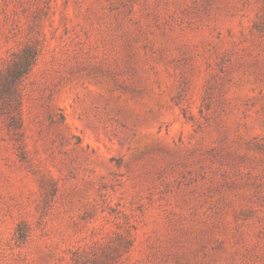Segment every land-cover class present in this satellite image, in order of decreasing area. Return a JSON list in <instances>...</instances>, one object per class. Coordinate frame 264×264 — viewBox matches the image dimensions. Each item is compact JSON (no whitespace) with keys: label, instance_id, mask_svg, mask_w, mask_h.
<instances>
[{"label":"rangeland","instance_id":"374dc122","mask_svg":"<svg viewBox=\"0 0 264 264\" xmlns=\"http://www.w3.org/2000/svg\"><path fill=\"white\" fill-rule=\"evenodd\" d=\"M0 264H264V0H0Z\"/></svg>","mask_w":264,"mask_h":264}]
</instances>
